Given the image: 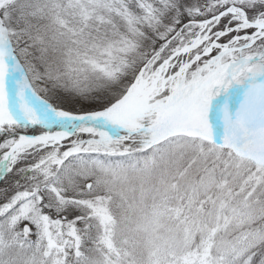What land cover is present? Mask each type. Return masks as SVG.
<instances>
[{"label": "rangeland", "instance_id": "1", "mask_svg": "<svg viewBox=\"0 0 264 264\" xmlns=\"http://www.w3.org/2000/svg\"><path fill=\"white\" fill-rule=\"evenodd\" d=\"M16 1L18 0H0V47L9 46L19 65L21 64L11 44L15 36L19 39L14 43L19 56L29 58V54L33 53L49 54L50 57H42L45 62H39V68L38 65H31V62L29 66L34 82H39L41 90L60 102L65 112L55 110L58 115L94 114L110 110L111 106L102 110L109 99L115 100L119 97L117 101H122L128 95L136 98L132 103L136 108L131 113L138 114L137 118L126 119L120 123L110 122L109 130L115 131L111 138L105 137L90 123L75 129L74 124L69 123H32V119L40 118V115L20 98L22 95L19 78L5 57L7 53L0 51V114L5 116L0 117V125L15 120L16 124L10 125L37 129L36 134L22 138L65 134L59 143L49 145V148L62 149L64 161L68 157L80 155L114 156L118 152L117 148L126 147L128 144L151 145L162 142L164 138L160 134H149L140 129L162 128L168 121H177L179 116H189L192 119L195 114L204 119L196 122L194 120L192 123L197 127L204 126L207 131L203 133H218V130L221 133L227 132L222 126L225 115H230L229 121L224 120L225 125L241 130L242 133L254 129L255 124L252 121H264V37H255V34L264 35V29L254 27L264 26V0H44L38 10H43L42 19L39 21L42 25L44 23L47 30L49 37L46 39L39 38L33 26L34 22L24 25L26 27H21L22 23L13 25L10 20L20 17V9L12 8ZM256 6H262L263 9ZM225 12L230 14L214 20ZM38 26L40 31V25ZM252 39L256 41L250 45ZM34 60L36 61L35 58ZM136 65L138 68L132 71ZM129 77H133V88L131 86L125 89V82ZM256 92L259 95L256 94L251 100ZM222 98L226 100L223 101ZM227 100L229 103H226ZM140 104H146L149 109H141ZM159 105L168 107L160 108ZM249 105L253 107L247 108ZM203 109L204 111L198 113L197 110ZM229 109L233 110L232 114ZM240 110H246L244 118L232 121V117ZM86 111L90 113H85ZM27 116L32 119L28 120ZM210 116L217 120L210 123ZM136 125L141 128L135 127ZM103 127L107 128L106 125ZM121 137L122 140L119 139ZM236 137L239 143L244 141L239 134ZM206 140L205 143L226 153L228 158L222 165L236 167L238 178L234 180L231 175L224 177L212 189L218 188V192H221L226 187L225 183L231 184L233 180L232 184L237 187L240 183L239 191L248 189L247 195L250 198L253 195L264 198V165L240 153L236 150L237 146L223 149L210 139ZM16 142L12 143L10 139L0 140V163ZM179 147L186 149L185 159L192 158L193 149ZM43 149L45 148L42 145L27 147L1 180L2 182L8 177L2 184L0 182V217L35 191L33 188L37 184L42 189L43 183L56 181L55 173L50 167L39 172L35 180L31 178L35 173L29 178L25 177L35 164L26 163L25 158ZM255 151H260L259 147L253 152H245L249 155L255 154ZM179 152L181 151L177 149L175 153L180 156ZM177 159L176 155L166 156L165 159L158 158V174L150 171L140 176V173L134 172L133 181L129 179L128 183L114 182L115 175L107 179L106 171L99 172L102 179L104 176L100 190L86 196L84 193L92 189V183L88 180V175H91L88 174V165L79 166L66 180L63 178L60 181V176L59 187L57 185L56 188H50L59 202L58 206L49 202L44 206L37 194L39 197L35 203L20 209L21 218L30 214L31 219L36 221L42 213L63 218L70 223L67 235L72 237L75 235L74 218L82 213L79 209H74V203L82 202V209L91 211L97 217L98 223L107 229L113 221L109 207L110 196L122 198V202L118 204L120 214L125 205L123 201L135 205L142 201L141 198H148L155 193L156 177L162 183L169 179L172 182L177 181L169 174V171L181 168L179 164L176 168ZM57 161H61L60 155L56 158L55 162ZM22 163L24 164L18 167ZM192 177L193 174H188L185 168L180 183L188 186ZM77 178L87 180H81L78 193L76 185L75 190L69 192L68 186L77 183ZM88 184L90 188L86 190ZM173 188L174 194L179 192L178 185ZM205 189L195 195L211 196H207L209 188ZM216 207L220 210L221 204ZM44 226L49 234L48 229L52 225L47 223ZM182 227L185 228L187 241L192 230L185 224ZM221 229L219 225L212 230L221 232ZM23 232L28 237L32 229L25 225ZM56 248L58 251L64 250L63 245L58 247L55 240H51L48 251ZM209 248L201 252V262L208 256ZM52 260L56 262V259ZM33 261L36 262L35 259Z\"/></svg>", "mask_w": 264, "mask_h": 264}, {"label": "trees", "instance_id": "2", "mask_svg": "<svg viewBox=\"0 0 264 264\" xmlns=\"http://www.w3.org/2000/svg\"><path fill=\"white\" fill-rule=\"evenodd\" d=\"M43 3L44 0L14 2L12 8L20 9L18 12L20 17L12 18L10 21L13 25L22 23L21 27L34 22L36 25L33 26L39 38H48L44 23L42 25L39 21L43 10L39 12L38 8L41 9ZM261 7L256 6L263 9ZM13 39L11 44L16 58L25 71L34 93L50 108L64 111L60 102H57L51 94L41 90L40 83L34 82L31 76L30 62L31 65H38L39 68L38 63L45 62L42 57H50L49 54L33 53L29 54V58L19 56L14 44L18 37L15 36ZM136 68L138 65L134 66L132 71ZM133 77L126 78L125 89L132 86ZM118 99L120 98L109 99L102 110L110 108ZM36 130L19 125L0 126V140L10 139L14 143L24 136L36 134ZM179 146L193 149L192 158L185 159L186 149ZM177 149L181 151L179 152L181 157L175 153ZM117 150L114 156L80 155L68 157L64 161L62 149L48 147L35 152L31 157H26V163H35L26 173V178L35 173L31 177L35 180L39 172L50 167L55 173L56 181L43 183L42 189L38 188L37 184V187L33 188L35 191L0 217V264H86L87 261L88 264H264V198L256 195L250 198L247 195V188L239 191L240 183L237 180L238 187L233 185L231 180V184L225 183L226 187L221 192H218V188L212 189L223 181L224 177L231 175L234 180L237 177L236 167L222 165V162L224 163L228 158L223 150L196 138L193 140L182 135L171 136L151 145L128 144ZM59 155L61 161L55 162ZM170 155L171 157L176 155L178 158L176 168L178 164L181 166L177 171H169L178 182L169 179L162 183L156 177L155 193L148 198H141L142 201H138L135 205L123 201L125 205L120 214L118 212L122 198L111 195L109 207L113 221L107 229L98 223L97 217L93 216L91 211L82 209V202L74 203V209H79L82 213L74 218L75 235L72 237L67 235L70 223L63 218H54L46 213L40 214L36 221L31 219L30 214L21 218L20 209L35 203L38 195L44 206L47 202L58 206L59 202L50 188H56L57 185L59 187L60 176V181H63L79 166L88 165L90 172L88 174L91 175H88V180L92 183V189L84 193L86 196L100 190L99 186L104 176L102 179L99 172L106 171L107 179L115 175L114 182L128 183L129 179L133 181L134 172L140 173V176L150 171L158 174L160 171L158 158L165 159ZM185 168L188 174H193L191 184L188 186L180 183ZM6 179L8 177L1 184ZM81 180L84 178H77V183L73 184V187L68 186V191L73 192L76 189L78 193ZM158 183L161 185H157ZM175 185L179 186V192L176 194L173 188ZM201 189H208L207 196L209 194L211 196L205 197V194L201 197L196 196L197 193H202ZM217 204H221L220 210L216 207ZM136 207L138 209H135ZM47 223L52 225L48 229L49 234L46 233L44 226ZM183 224L192 230L191 237L188 236L187 241ZM25 225L32 229L28 237L23 232ZM219 225L222 228L221 232H213V227ZM51 240H55L58 247L63 245L64 250L58 251L56 248L48 251ZM207 247H210L209 254L201 262V252ZM34 259L36 262L33 261ZM52 259H56V262Z\"/></svg>", "mask_w": 264, "mask_h": 264}, {"label": "water", "instance_id": "3", "mask_svg": "<svg viewBox=\"0 0 264 264\" xmlns=\"http://www.w3.org/2000/svg\"><path fill=\"white\" fill-rule=\"evenodd\" d=\"M229 12H225L224 14L217 16L215 19H220L223 16L229 15ZM256 28H261L264 29V26H254ZM255 36H259L258 34H255ZM264 37V35L259 36V38ZM253 43V42H252ZM0 49H5L7 52V55L5 56L9 61H10V67L15 71V73L17 74V77L19 78V83H20V89L22 91V94L24 95L26 101L33 106L42 116V118L39 120L40 122H51V123H63V124H74V128H77L83 124H92L96 129H98L101 133H103L105 135V137L107 138H111L112 132L109 130V128H104L103 126H100L98 123L100 122V118H107V119H114L115 122L120 123L121 121L124 122V120L126 119H135L137 118V116H129L127 113L124 112L123 109H125V107H130V109L133 107L131 106V103L135 101V99H130L127 100V98H125L124 100H122L121 102L115 104L113 107L105 111L102 112H97L94 114H87V115H83V116H68V115H58V113H55L54 111L50 110L47 105L45 106L43 103H41L38 98L36 97V95H34L32 93V90L30 89V86L27 82V78L26 75L23 71V69L20 67V65L18 64V62L16 61L15 57L13 56L12 52L10 51L9 46H1ZM222 100H226L223 99ZM226 103H229V101L227 100ZM228 105V104H227ZM42 110V112L40 111V108ZM162 107V106H160ZM167 107V106H165ZM134 108V107H133ZM198 113H201L203 110H197ZM124 112V113H123ZM204 121V119L200 118L198 115H195L192 119L191 118H186L181 122H172L171 123V127H164V128H154V129H150V128H144L142 129L139 125H136L135 127L141 128V130H143V132L146 133H157L162 135L163 137H168V136H174L177 134H181L184 136H189V137H195V138H200V139H210V141L220 144L219 141H217V139H214L212 136H208L207 134L205 135V133H201L200 131H196V130H188L185 129L184 127L187 126L189 123L193 122V121ZM66 135L65 134H61V135H55V136H46V137H36V138H24L20 141H18L15 145L12 146V148L9 150V152L6 154L5 158L3 159V161L0 163V168L3 167L6 163L7 157L14 153L17 150L20 149H26L27 147L30 148L34 145H43V146H48L50 144H56L59 143L60 140H62ZM118 138V137H117ZM122 140V137L119 138ZM224 140V145L225 146H236V143L234 141H227L228 143H225ZM10 170V169H9ZM3 172L0 175V182L1 180L5 177V175L8 173V171ZM90 188V184H88L86 186V189L88 190Z\"/></svg>", "mask_w": 264, "mask_h": 264}, {"label": "bare ground", "instance_id": "4", "mask_svg": "<svg viewBox=\"0 0 264 264\" xmlns=\"http://www.w3.org/2000/svg\"><path fill=\"white\" fill-rule=\"evenodd\" d=\"M0 51H1V53H6L7 51L5 50V49H0ZM17 75V74H16ZM256 94H258L259 95V93H255L254 95H253V97L251 98V100L255 97V95ZM134 106V105H133ZM205 106V105H204ZM134 107H136V106H134ZM138 107V106H137ZM247 107V106H246ZM253 106H251V105H249V107H247V108H252ZM259 106H257V108H258ZM140 108L141 109H144V110H148L149 109V107H147L146 106V104H140ZM132 111H134V108L132 107L131 109H126L124 112L125 113H127L129 116H134V114L133 113H131ZM245 111L246 110H240L239 111V115L237 116V115H234L233 117H232V121H235V119L237 118V119H243L244 118V113H245ZM123 112V113H124ZM232 114V113H231ZM232 116V115H231ZM226 117V118H225ZM230 117V115H225L224 116V118L225 119H228ZM210 120L211 121H209L210 123H213L212 122V120H217V118L216 117H214V116H210ZM224 119V120H225ZM234 119V120H233ZM223 120V121H224ZM100 122L98 123L100 126H103V125H106V126H108V125H110V122L111 123H114V120L113 119H107V118H100V120H99ZM221 121V120H220ZM226 121H229V119L228 120H226ZM116 123V122H115ZM217 124V123H216ZM190 127H194L193 129H195V130H198L199 131V129H201L200 130V132H205V131H207L206 130V128L204 127V126H202V127H197V126H194V124H190ZM109 128V127H108ZM209 131V130H208ZM112 132V134H115V131H111ZM208 136H212L214 139H217V141H219V142H222V143H224V140H226L225 139V137H227V136H225L224 135V133H221L219 130H218V133H212V132H209V133H206ZM228 137H230V135L228 136ZM238 141V143H239V140H237ZM225 143H228L227 141H225ZM239 147V146H238ZM240 147L242 148V150H246V151H254V150H256L257 149V147L258 146H256V145H253V144H251V143H246V142H240ZM27 150V148L26 149H20V150H17V151H15L14 153H12V154H10L8 157H7V160H6V163H5V165L3 166V167H1L0 168V175L3 173V172H5V171H7V170H9L10 169V167L12 166V164L13 163H15V161L17 160V157H19V156H21L22 154H24V152ZM257 155H258V153H256Z\"/></svg>", "mask_w": 264, "mask_h": 264}]
</instances>
